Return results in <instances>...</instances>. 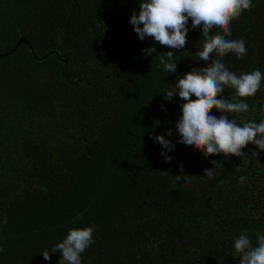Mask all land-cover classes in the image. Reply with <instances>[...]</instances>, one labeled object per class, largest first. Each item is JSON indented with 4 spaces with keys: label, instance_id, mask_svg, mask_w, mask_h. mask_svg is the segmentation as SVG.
<instances>
[{
    "label": "trees",
    "instance_id": "1",
    "mask_svg": "<svg viewBox=\"0 0 264 264\" xmlns=\"http://www.w3.org/2000/svg\"><path fill=\"white\" fill-rule=\"evenodd\" d=\"M139 3L0 0V264H58L59 253H42L85 227L94 243L82 264H239L234 239L247 230L255 245L264 234V151L248 144L244 157H205L178 143L184 101L163 96L206 66L194 54L202 28L189 19L180 50L141 41L129 23ZM231 29L226 38L244 39L247 55L222 62L238 76L264 73V0ZM167 51L175 73L159 63ZM245 102L249 110L230 119H264V79ZM153 135L176 145L169 163ZM213 167L212 179L203 176Z\"/></svg>",
    "mask_w": 264,
    "mask_h": 264
},
{
    "label": "clouds",
    "instance_id": "2",
    "mask_svg": "<svg viewBox=\"0 0 264 264\" xmlns=\"http://www.w3.org/2000/svg\"><path fill=\"white\" fill-rule=\"evenodd\" d=\"M251 9L252 0H140L139 14L133 11L129 20L141 41L150 37L173 50L185 48L187 33L190 31L187 26L189 19L192 29L202 28L203 45L202 48L196 47L194 54L196 60L205 62L206 66L194 67L179 76L163 96L165 100L171 101L173 96L178 95L184 101L180 104L182 114L176 121L178 143L201 152L205 157L220 154L224 158L244 157L242 149L248 144H254L260 151H264V119L259 123L244 122L241 126L227 115L249 110L245 99L255 96L261 88L264 73L256 69L238 76L220 59L230 53L235 54L237 59L247 55L244 39L230 40L226 37L231 35L232 21ZM143 51L146 56H152L156 48L149 47ZM175 56L173 51L164 52L160 56L159 63L168 74L177 71ZM226 89L233 90L230 100L221 95ZM193 96L195 99H192ZM213 108L222 115H211ZM167 135H173L171 129ZM150 138L162 146L163 162L169 163L171 156L168 153L176 145L163 135ZM252 153L258 155L255 151ZM210 163L214 166L221 164L216 160ZM180 170L183 172L182 164ZM182 176L187 175H177L175 179L179 181ZM203 176L212 179L214 167L205 169ZM244 181L245 177L241 176L238 183L243 186ZM0 223L6 225L7 216ZM93 232V227L70 229L51 252L45 251L42 254L48 260L51 258L50 253H59L58 264H82L81 254L94 243ZM234 249L236 257L241 258L239 264H264V234H258L256 244L253 245L245 230L234 239ZM0 252H3L2 247Z\"/></svg>",
    "mask_w": 264,
    "mask_h": 264
}]
</instances>
